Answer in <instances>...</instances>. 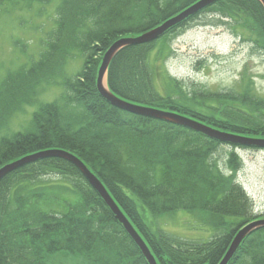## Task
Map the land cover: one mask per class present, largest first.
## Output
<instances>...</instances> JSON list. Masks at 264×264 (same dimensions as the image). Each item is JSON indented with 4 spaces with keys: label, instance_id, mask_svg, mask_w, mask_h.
Wrapping results in <instances>:
<instances>
[{
    "label": "trees",
    "instance_id": "obj_1",
    "mask_svg": "<svg viewBox=\"0 0 264 264\" xmlns=\"http://www.w3.org/2000/svg\"><path fill=\"white\" fill-rule=\"evenodd\" d=\"M52 1L0 0V9ZM196 1L60 0L56 27L38 59L6 72L0 81V167L38 152L75 154L103 181L158 264H219L237 231L264 218L236 179L242 164L238 154L229 151L226 168L216 157L224 140L172 120L119 109L97 89L102 57L115 40L152 29ZM211 12L239 22L264 49L260 0H220L202 11ZM155 45L130 44L114 55L107 71L112 93L237 140L264 139L263 94L249 82L238 91L193 88L192 93L176 83L164 94L155 86L150 61ZM75 57L82 63L71 75L67 63ZM56 81L62 83V99H41L42 89ZM31 106L36 108L22 129L5 130ZM180 209L210 214L216 232L207 240L184 239L158 225L161 215ZM59 256L78 264H149L81 170L51 155L16 167L0 181V264H57ZM228 264H264V225L244 238Z\"/></svg>",
    "mask_w": 264,
    "mask_h": 264
},
{
    "label": "rangeland",
    "instance_id": "obj_2",
    "mask_svg": "<svg viewBox=\"0 0 264 264\" xmlns=\"http://www.w3.org/2000/svg\"><path fill=\"white\" fill-rule=\"evenodd\" d=\"M59 1L35 2L32 6L6 4L0 9V81L6 72L23 65L24 68L38 56L42 39L56 26ZM211 13L201 14L186 28L157 44L151 55L155 86L164 94L175 89L176 83L178 89L182 86L189 93L193 88L220 92L238 91L249 82L264 95V51L257 38L247 40L253 35L239 22ZM81 63L77 57L70 60L68 73L76 74ZM41 92L40 98L45 100H59L64 95L62 83L57 81ZM32 109L27 107L26 112L16 114L5 130L22 129ZM229 150L230 146L224 145L217 154L222 165ZM238 151L243 163L237 179L252 198L255 211L264 212V150ZM64 197L70 199L68 194ZM157 223L182 238L209 239L216 232L212 230L216 228L213 216L184 209L161 215ZM59 259L57 264H78L74 258Z\"/></svg>",
    "mask_w": 264,
    "mask_h": 264
},
{
    "label": "water",
    "instance_id": "obj_3",
    "mask_svg": "<svg viewBox=\"0 0 264 264\" xmlns=\"http://www.w3.org/2000/svg\"><path fill=\"white\" fill-rule=\"evenodd\" d=\"M218 0H200L187 8L186 10L180 12L176 16L170 18L166 22H164L162 25L158 26L157 28L150 30L146 33H144L141 36L133 37V38H121L117 40L105 53L101 66L99 68L98 72V78H97V87L99 92L102 94L104 98H106L111 104L124 109L128 110L134 113H139V114H144V115H149V116H154V117H159V118H175L173 115L165 114V113H160V112H154L151 110H148L143 107H139L137 105H133L129 102H126L117 96L113 95L104 85V77L107 71V68L113 58V56L117 53L119 49L122 47L128 45V44H138V43H147V42H152L161 36H163L170 28L175 26L176 24L180 23L187 17H190L191 15L196 14L203 8L210 6L211 4H214ZM264 4V0H260ZM177 122L186 124L196 130L202 131L209 136L213 137H220L215 133V131L209 129L208 127L204 125H198L195 123H188V120L182 119L181 117H177L174 119ZM260 145H264V141H259L257 142ZM61 156L64 157L74 164H76L80 170L83 172V174L86 176V178L89 180V182L92 184V186L100 193V195L104 198L106 203L111 207L113 212L115 213L117 219L123 224L125 227L126 231L129 233V235L133 238V240L137 243V245L141 248L143 254L146 256L150 264H156V261L153 257V255L150 253L149 249L147 248L145 242L143 239L140 237V235L137 233V231L134 229L132 224L129 222V220L125 217V215L121 212L115 201L112 199V197L109 195L108 191L104 187L103 183L97 178L95 174H93L88 167L81 161L78 157H76L74 154H71L68 151H48V152H39L35 153L31 156H26L23 157L17 161H14L12 163H9L2 168H0V180L5 177L10 171L15 169L16 167L22 166L27 162H30L32 160H35L39 157H44V156ZM264 220L260 221H255L244 228H242L236 237L234 238L232 244L230 245V248L228 252L226 253L225 257L221 261L220 264H227L228 261L232 258L233 254L235 253L236 249L239 247L240 242L245 238L246 235H248L252 230H254L256 227L259 225H263Z\"/></svg>",
    "mask_w": 264,
    "mask_h": 264
},
{
    "label": "bare ground",
    "instance_id": "obj_4",
    "mask_svg": "<svg viewBox=\"0 0 264 264\" xmlns=\"http://www.w3.org/2000/svg\"><path fill=\"white\" fill-rule=\"evenodd\" d=\"M104 85H105V87H106V78L104 79ZM241 243H242V241L240 242L239 245H241Z\"/></svg>",
    "mask_w": 264,
    "mask_h": 264
}]
</instances>
